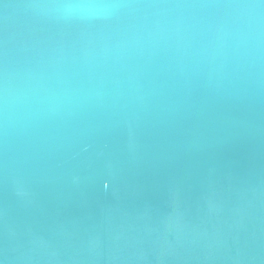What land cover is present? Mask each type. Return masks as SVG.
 <instances>
[{"label": "water", "instance_id": "water-1", "mask_svg": "<svg viewBox=\"0 0 264 264\" xmlns=\"http://www.w3.org/2000/svg\"><path fill=\"white\" fill-rule=\"evenodd\" d=\"M43 2L0 0V264H264V0Z\"/></svg>", "mask_w": 264, "mask_h": 264}, {"label": "clouds", "instance_id": "clouds-1", "mask_svg": "<svg viewBox=\"0 0 264 264\" xmlns=\"http://www.w3.org/2000/svg\"><path fill=\"white\" fill-rule=\"evenodd\" d=\"M31 7L55 13L64 19L92 20L118 12L125 7L119 0H55L31 5ZM247 7H257L248 5Z\"/></svg>", "mask_w": 264, "mask_h": 264}]
</instances>
